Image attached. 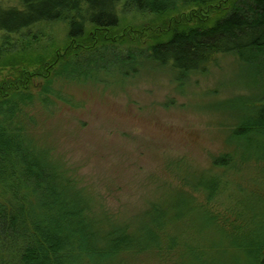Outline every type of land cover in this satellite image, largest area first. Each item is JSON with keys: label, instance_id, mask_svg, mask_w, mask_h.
I'll list each match as a JSON object with an SVG mask.
<instances>
[{"label": "trees", "instance_id": "16d2710c", "mask_svg": "<svg viewBox=\"0 0 264 264\" xmlns=\"http://www.w3.org/2000/svg\"><path fill=\"white\" fill-rule=\"evenodd\" d=\"M176 2L197 14L163 25L154 63L206 73L222 56L264 52V0H17L0 5V32L62 25L79 41L116 29L121 5L163 17ZM16 81L0 82V264H264V97L234 118L206 170L170 164L161 197L130 214L52 160L38 116L11 95Z\"/></svg>", "mask_w": 264, "mask_h": 264}, {"label": "rangeland", "instance_id": "374dc122", "mask_svg": "<svg viewBox=\"0 0 264 264\" xmlns=\"http://www.w3.org/2000/svg\"><path fill=\"white\" fill-rule=\"evenodd\" d=\"M193 10L176 2L161 17L121 5L116 29L79 41L66 40L62 25L0 32V82L20 84L11 95L38 116L40 143L83 188L125 213L161 197L170 164L206 170L227 147L234 118L250 117L264 97V52L222 56L206 73L152 61V38L163 39L167 21L193 18ZM37 33L44 37L33 40Z\"/></svg>", "mask_w": 264, "mask_h": 264}]
</instances>
